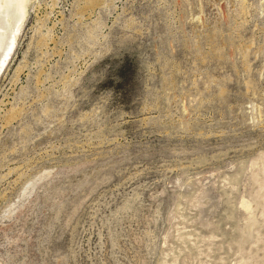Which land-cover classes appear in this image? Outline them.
Here are the masks:
<instances>
[{
  "label": "rangeland",
  "instance_id": "obj_1",
  "mask_svg": "<svg viewBox=\"0 0 264 264\" xmlns=\"http://www.w3.org/2000/svg\"><path fill=\"white\" fill-rule=\"evenodd\" d=\"M20 7L0 264H264V0Z\"/></svg>",
  "mask_w": 264,
  "mask_h": 264
},
{
  "label": "bare ground",
  "instance_id": "obj_2",
  "mask_svg": "<svg viewBox=\"0 0 264 264\" xmlns=\"http://www.w3.org/2000/svg\"><path fill=\"white\" fill-rule=\"evenodd\" d=\"M22 2L24 3V0H4L2 3H0V20L2 19L3 15L10 17L13 15L14 19L12 23L18 24L19 22H21L23 17V7L21 8L20 6L22 5ZM11 13L12 15H10ZM13 25L9 27L11 28L13 27ZM0 28H5L2 27V23H0ZM14 39L15 36H12V38L8 37L7 41H5L4 43H2L3 41H0V50H2V53L0 55V69L5 63L6 58H8L10 51H12L11 48L13 47Z\"/></svg>",
  "mask_w": 264,
  "mask_h": 264
}]
</instances>
